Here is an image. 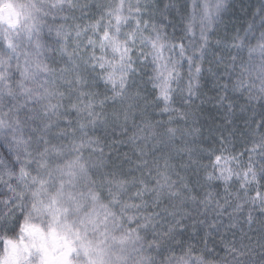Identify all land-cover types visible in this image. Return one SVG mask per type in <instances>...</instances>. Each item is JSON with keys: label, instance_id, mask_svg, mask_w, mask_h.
Here are the masks:
<instances>
[{"label": "clouds", "instance_id": "obj_1", "mask_svg": "<svg viewBox=\"0 0 264 264\" xmlns=\"http://www.w3.org/2000/svg\"><path fill=\"white\" fill-rule=\"evenodd\" d=\"M0 264H264V0H0Z\"/></svg>", "mask_w": 264, "mask_h": 264}]
</instances>
